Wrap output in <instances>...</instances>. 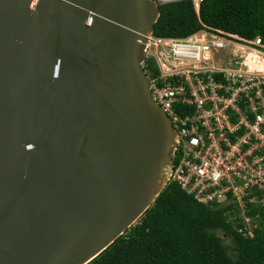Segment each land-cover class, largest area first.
<instances>
[{"label": "water", "instance_id": "1", "mask_svg": "<svg viewBox=\"0 0 264 264\" xmlns=\"http://www.w3.org/2000/svg\"><path fill=\"white\" fill-rule=\"evenodd\" d=\"M155 0H0V264H85L168 181Z\"/></svg>", "mask_w": 264, "mask_h": 264}, {"label": "built area", "instance_id": "2", "mask_svg": "<svg viewBox=\"0 0 264 264\" xmlns=\"http://www.w3.org/2000/svg\"><path fill=\"white\" fill-rule=\"evenodd\" d=\"M190 1L198 13L202 0ZM147 38L159 67L154 78L144 69L152 99L176 131L168 181L201 203L235 205L249 226L246 206L264 207V43L219 28Z\"/></svg>", "mask_w": 264, "mask_h": 264}, {"label": "trees", "instance_id": "3", "mask_svg": "<svg viewBox=\"0 0 264 264\" xmlns=\"http://www.w3.org/2000/svg\"><path fill=\"white\" fill-rule=\"evenodd\" d=\"M219 28L264 43V0H190L159 4L153 35L183 38ZM150 78L159 67L147 55ZM232 204H204L167 181L139 218L85 264H264V207L247 205L249 226ZM251 234L249 233V231ZM218 232L229 235L225 243Z\"/></svg>", "mask_w": 264, "mask_h": 264}, {"label": "rangeland", "instance_id": "4", "mask_svg": "<svg viewBox=\"0 0 264 264\" xmlns=\"http://www.w3.org/2000/svg\"><path fill=\"white\" fill-rule=\"evenodd\" d=\"M155 51V47L154 46H150V48H149V51ZM219 233V235H220V237L223 239V241L225 242V243H227V244H229V242H230V238H229V235H227V234H225V233H223V232H218Z\"/></svg>", "mask_w": 264, "mask_h": 264}, {"label": "bare ground", "instance_id": "5", "mask_svg": "<svg viewBox=\"0 0 264 264\" xmlns=\"http://www.w3.org/2000/svg\"><path fill=\"white\" fill-rule=\"evenodd\" d=\"M254 57V54H252V53H248V55H247V59L248 58H253ZM251 61V60H250Z\"/></svg>", "mask_w": 264, "mask_h": 264}]
</instances>
